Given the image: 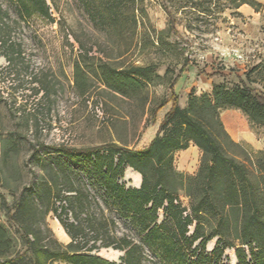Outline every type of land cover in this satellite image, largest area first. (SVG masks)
<instances>
[{
    "label": "rangeland",
    "instance_id": "rangeland-1",
    "mask_svg": "<svg viewBox=\"0 0 264 264\" xmlns=\"http://www.w3.org/2000/svg\"><path fill=\"white\" fill-rule=\"evenodd\" d=\"M53 2L52 20H47L38 16L21 19L9 0H0L8 14L0 29L20 44L10 63L0 50V227L12 243L6 258L26 250L22 227L11 217L20 194H33L23 226L38 234L48 251H71L67 247L71 240L61 222L73 223V216L68 208L65 213L60 208L66 207L63 196L78 193L87 197L80 218L91 216L95 226V233L86 231L82 237L88 242L82 253L98 256L110 249L121 253L119 262H113L121 264L123 252L102 245L125 239L141 247L142 264H159L143 245L135 221L117 210L88 166L40 144L76 150L116 144L139 150L156 135L171 106V92L181 109L188 107L191 97H210L219 84L233 87L242 80L254 92L263 93L264 7L251 15L241 13L240 8L226 10L222 23L214 18L198 19L202 26L198 29L178 26L176 33H169L167 19L153 0L144 2L147 17L136 27L132 17L135 1L126 0L113 30L94 23L77 0ZM132 67L144 69L147 80L140 87L120 95L104 85V73ZM219 119L229 140L239 146L223 139L230 156L250 157L251 166H257L260 158L264 161V125L250 122L236 108L220 110ZM201 160L202 152L192 143L172 154L174 175L169 177L168 193L186 213L191 206L186 179L197 174ZM141 167L150 187L154 186L152 164ZM118 182L135 188L124 174ZM169 216L166 210H159L157 223L171 232L174 227ZM198 222L201 234L212 237L216 218L207 215ZM196 223L188 226V234ZM59 227L66 237H60ZM237 236L232 224L228 239L235 248L240 244ZM217 239L210 238L206 252H211ZM93 243L95 247L90 249ZM47 264L67 263L57 258ZM219 264H236L234 249H226Z\"/></svg>",
    "mask_w": 264,
    "mask_h": 264
},
{
    "label": "trees",
    "instance_id": "trees-1",
    "mask_svg": "<svg viewBox=\"0 0 264 264\" xmlns=\"http://www.w3.org/2000/svg\"><path fill=\"white\" fill-rule=\"evenodd\" d=\"M21 19L33 16L52 20L53 0H9ZM88 12L94 23L102 29L113 30L119 21L121 5L126 0H77ZM132 17L135 27L139 20L147 17L145 1L131 0L134 4ZM167 19V31L176 33L178 26L197 29V20L214 18L225 21L221 15L230 10L235 12L243 5L258 13L262 5L256 0H153ZM134 6V5H133ZM135 12V15H134ZM8 14L0 6V23ZM20 44L9 39L6 31L0 29V50L5 61L10 63L18 55ZM188 63L187 61L185 62ZM144 69L132 67L120 72L111 69L104 73V85L113 92L124 95L126 90L140 87L147 78ZM171 106L159 124L156 135L150 143L139 150L127 149L116 144L96 148L76 150L66 147H47L70 160L85 163L93 178L106 193L117 210L135 221L142 235L143 245L157 259L159 264H219L226 249H234L236 264H264V161L260 158L257 166H251L250 157L238 159L230 156L223 139L230 145L239 147L229 140L219 119V111L236 108L242 111L250 122L264 125V92L256 93L241 80L239 85L227 87L215 85L211 96L191 97L186 109L178 106L176 95L171 92ZM192 143L202 152V160L197 174L188 177L185 193L191 199L189 213L181 208L176 199L168 193V180L174 175L172 154L184 150ZM36 152V149L34 150ZM143 164H152L156 174L154 186L150 187ZM131 168L141 176V186L125 188L119 179ZM33 194H20L14 204L12 218L22 227L25 253L13 258L10 254L12 243L7 233L0 227V264H47L60 258L67 264H115L99 256L82 253L88 242H84L86 231L95 233L92 217L84 213L87 206L85 194L63 196L66 207L73 216V223L61 225L70 238L69 252L48 251L38 234L23 226L27 221L25 212L30 206ZM166 203V206H164ZM166 210L173 221V231L168 232L158 224L159 210ZM216 218L212 237H218L211 252H206V244L212 237L201 234V224L205 216ZM197 221L191 234L188 226ZM235 226L239 246L235 248L228 239L229 228ZM98 233V229L96 231ZM96 233V234H97ZM77 239L82 241L78 242ZM94 243L90 247L93 248ZM103 248L112 247L122 251L121 264H142L143 250L139 245L122 239L115 245L105 242ZM245 247V248H244ZM90 251V250H87Z\"/></svg>",
    "mask_w": 264,
    "mask_h": 264
},
{
    "label": "bare ground",
    "instance_id": "bare-ground-1",
    "mask_svg": "<svg viewBox=\"0 0 264 264\" xmlns=\"http://www.w3.org/2000/svg\"><path fill=\"white\" fill-rule=\"evenodd\" d=\"M125 178L130 179L134 183L135 187H138L140 185V181H141L140 175L129 167H127L125 170ZM59 235L61 238L66 237L65 233L60 229V227H59ZM101 252L102 253L99 256H101L105 260H108L110 262H115V263L119 262V257L121 253L110 250V249L102 250Z\"/></svg>",
    "mask_w": 264,
    "mask_h": 264
},
{
    "label": "crops",
    "instance_id": "crops-1",
    "mask_svg": "<svg viewBox=\"0 0 264 264\" xmlns=\"http://www.w3.org/2000/svg\"><path fill=\"white\" fill-rule=\"evenodd\" d=\"M261 5H262V8L264 7V0H259L258 1ZM240 12L241 13H244V14H247V15H251L252 14H256V12H254L250 7H248L247 5H243L240 7Z\"/></svg>",
    "mask_w": 264,
    "mask_h": 264
},
{
    "label": "water",
    "instance_id": "water-1",
    "mask_svg": "<svg viewBox=\"0 0 264 264\" xmlns=\"http://www.w3.org/2000/svg\"><path fill=\"white\" fill-rule=\"evenodd\" d=\"M47 1V0H46ZM124 175H125V172H124ZM136 189H139V186L138 187H135ZM99 256V255H98ZM99 257H101V256H99ZM102 258V257H101ZM104 259V258H103ZM108 261V260H107Z\"/></svg>",
    "mask_w": 264,
    "mask_h": 264
}]
</instances>
